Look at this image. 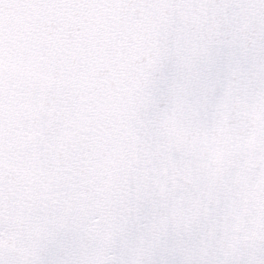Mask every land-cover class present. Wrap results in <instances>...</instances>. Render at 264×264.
<instances>
[{"label":"snow or ice","instance_id":"snow-or-ice-1","mask_svg":"<svg viewBox=\"0 0 264 264\" xmlns=\"http://www.w3.org/2000/svg\"><path fill=\"white\" fill-rule=\"evenodd\" d=\"M0 264H264V0H0Z\"/></svg>","mask_w":264,"mask_h":264}]
</instances>
